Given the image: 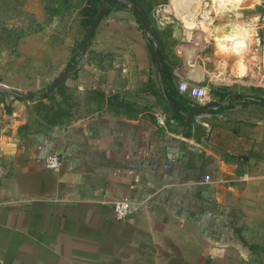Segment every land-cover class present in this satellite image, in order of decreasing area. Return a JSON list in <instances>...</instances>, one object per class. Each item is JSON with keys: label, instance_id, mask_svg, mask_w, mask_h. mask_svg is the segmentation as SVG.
Here are the masks:
<instances>
[{"label": "crops", "instance_id": "0c3cea01", "mask_svg": "<svg viewBox=\"0 0 264 264\" xmlns=\"http://www.w3.org/2000/svg\"><path fill=\"white\" fill-rule=\"evenodd\" d=\"M198 1L169 0L168 8L188 17ZM221 1L217 6L234 7L239 0ZM134 34L136 58L147 67V42L142 31ZM120 42L110 33V43ZM30 48L19 42L13 52L30 54ZM26 60L25 67L0 63V90L6 91L0 92V264H148L164 246L178 245L180 236L194 246L196 230L207 239L234 234L264 185V145L253 139L264 113L249 111L259 103L246 100L258 105H248V112L218 113L221 107L201 113L189 125L168 112L154 113L155 120L125 113L75 117L59 113L54 91L51 99L15 98V92H36L34 59ZM56 62L46 69L61 74L66 55ZM155 70L152 86L162 97ZM90 77L60 85L101 89ZM56 79L52 75L41 91ZM172 84L181 96L188 94L182 73L172 75ZM53 154L61 158L56 170L46 166ZM115 201L130 202L125 219L115 218Z\"/></svg>", "mask_w": 264, "mask_h": 264}, {"label": "rangeland", "instance_id": "374dc122", "mask_svg": "<svg viewBox=\"0 0 264 264\" xmlns=\"http://www.w3.org/2000/svg\"><path fill=\"white\" fill-rule=\"evenodd\" d=\"M85 2L0 0V63L25 67L26 59L32 57L36 92L31 93L43 94L42 83L48 82L52 75L60 78L65 72L69 74L66 80L70 78L72 84L88 80L90 75L100 82L103 96L95 90L80 91L77 86L60 85L53 92L61 98L59 113L75 117L125 113L151 120L156 119L154 113H170L158 86H152L156 70L151 56L147 67H142L140 58H136L134 46H137L138 36L134 30L139 37V32L144 30L129 2L140 9L147 21L149 29L143 33L145 43H152V49L167 63L172 75L182 73L187 86L203 89V97L197 99L189 95L188 88V94L184 92L188 101H195L199 106L217 103L225 97L218 113L248 112V105H260L259 112L258 108L249 111L264 113V105L235 97L264 98V0H239L234 7L217 6L223 3L221 0H200L188 17L186 13L178 16L172 12L168 8L169 0L112 2L108 6L109 14L102 19L82 59L80 43L88 28L80 23V9ZM233 24L242 28L231 29ZM226 25H230L229 28L224 27ZM110 33L119 36L121 42L110 43ZM28 36L31 38L27 42L24 38ZM19 42L25 47L26 44L31 46V53L13 52ZM65 55L68 66L61 74L58 69H46ZM155 56L157 58L156 53ZM187 66L194 69L192 74H183V67ZM99 87L95 85V89ZM154 92L155 100L149 102L148 96ZM254 133L256 144L264 145V124ZM259 189L232 236L207 239L200 237L196 230L194 246L184 245L180 236L178 245L171 242L163 247L164 251L156 250L158 259L148 264H264V185ZM250 245L256 248L250 250Z\"/></svg>", "mask_w": 264, "mask_h": 264}, {"label": "trees", "instance_id": "16d2710c", "mask_svg": "<svg viewBox=\"0 0 264 264\" xmlns=\"http://www.w3.org/2000/svg\"><path fill=\"white\" fill-rule=\"evenodd\" d=\"M95 2H98L99 5H95ZM102 4H103L102 0H86L84 6L80 9V16H81V22H82L81 24L83 26L87 28L89 27V25L95 18ZM109 12H110V8L108 7L104 13V16L107 15ZM133 12L136 14L135 11ZM142 33H145V32L143 31ZM82 42L83 40L80 43L81 47H82ZM150 44L152 45L151 42ZM152 48H153V45H152ZM155 53L157 55V60L159 62L158 76H159L160 83H161L160 89L162 92V98L169 105H175L178 108V109H174L173 107L170 106L169 110H170V113H172V118L177 120L179 124L189 125L190 122L193 121V119L187 118L183 113H190L194 108H196V106H191L190 105L191 102L188 101V99L178 94V92L175 90L172 84V73L170 71L169 66L156 51ZM93 90H95L98 94L103 96V91L101 89L94 88ZM14 94H15L16 99H20V100L26 99L25 97L21 96L20 92H15ZM51 98L52 96L50 95L43 99H51ZM248 248L250 250H254L256 247L253 245H250L248 246Z\"/></svg>", "mask_w": 264, "mask_h": 264}, {"label": "water", "instance_id": "95a60500", "mask_svg": "<svg viewBox=\"0 0 264 264\" xmlns=\"http://www.w3.org/2000/svg\"><path fill=\"white\" fill-rule=\"evenodd\" d=\"M126 2V0H104L103 4L101 5V7L99 8L95 18L93 19V21L91 22V24L88 27V30L85 34V37L83 39V43H82V48H81V57L82 59L85 56L86 50L88 48L89 42L94 34L95 29L97 28L98 24L100 23V21L102 20L104 13L106 11V9L108 8L109 4L112 2ZM129 5L132 7V9L139 15L142 25H143V30L147 31L149 29L148 25H147V21L144 17V15L142 14V12L140 11V9L134 4L129 2ZM147 45H148V50H149V54L152 58V61L154 63V66L157 70H159V62L155 56V52L152 49V45L150 44V41H146ZM68 73H64L60 78L56 79L48 88L47 90L41 94V95H35V94H21V96L28 98V99H43L46 98L47 96H49L54 90L55 88H57L61 83H63L66 78L68 77ZM0 92H6L3 90H0ZM235 97L242 99V100H247V101H253V102H257L259 104L264 105V98L261 97H254V96H249V95H235ZM226 99V98H225ZM224 100H221L217 103H213V104H204V105H199L196 108H194L190 113L185 114V116H187L188 118H193L194 116L201 114V113H205V112H213L216 111L218 109H220L223 105ZM171 107H173L174 109H178L175 105H170Z\"/></svg>", "mask_w": 264, "mask_h": 264}, {"label": "built area", "instance_id": "2783aa9c", "mask_svg": "<svg viewBox=\"0 0 264 264\" xmlns=\"http://www.w3.org/2000/svg\"><path fill=\"white\" fill-rule=\"evenodd\" d=\"M189 95L191 97L201 99L203 97V89L195 85L189 87ZM193 105H197L195 101H192ZM61 165V158L58 155H49L46 158V166L49 169L56 170ZM130 202L128 201H115L113 203V211L116 219H125L129 215Z\"/></svg>", "mask_w": 264, "mask_h": 264}, {"label": "flooded vegetation", "instance_id": "af4514ba", "mask_svg": "<svg viewBox=\"0 0 264 264\" xmlns=\"http://www.w3.org/2000/svg\"><path fill=\"white\" fill-rule=\"evenodd\" d=\"M225 98V97H224Z\"/></svg>", "mask_w": 264, "mask_h": 264}]
</instances>
